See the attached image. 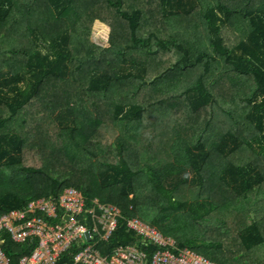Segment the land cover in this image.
Masks as SVG:
<instances>
[{"label": "trees", "instance_id": "1", "mask_svg": "<svg viewBox=\"0 0 264 264\" xmlns=\"http://www.w3.org/2000/svg\"><path fill=\"white\" fill-rule=\"evenodd\" d=\"M71 185L222 264L264 258V0H0V215ZM229 206L237 253L208 231L231 232ZM133 234L121 218L101 252ZM23 245L7 236L12 264Z\"/></svg>", "mask_w": 264, "mask_h": 264}, {"label": "built area", "instance_id": "2", "mask_svg": "<svg viewBox=\"0 0 264 264\" xmlns=\"http://www.w3.org/2000/svg\"><path fill=\"white\" fill-rule=\"evenodd\" d=\"M91 213L105 239L124 217L115 203L88 199L73 186L56 195L30 200L23 209L5 212L0 215V264H12L3 247L7 234L17 242L31 237L38 240L30 253L18 258V264H222L193 248L179 246L172 236L136 216L124 217L127 227L159 247L150 257L148 249L137 243L119 245L111 254H103L86 234L90 231L91 237L88 226ZM92 230L96 232L99 228L96 225ZM72 246L80 248L73 254V262H60L61 255L69 253Z\"/></svg>", "mask_w": 264, "mask_h": 264}, {"label": "rangeland", "instance_id": "3", "mask_svg": "<svg viewBox=\"0 0 264 264\" xmlns=\"http://www.w3.org/2000/svg\"><path fill=\"white\" fill-rule=\"evenodd\" d=\"M179 24L180 25H178V26H179L180 29H179V31H175V32H178L179 34H181V36H183V34H187V33L191 34L193 29L191 30V28H188V26H186V24H182V23H179ZM108 33H109V28H108V26L105 23H103V22H101L99 20H95V22H93V24H92V36L98 42H101V43L106 42L107 39H108ZM16 44H20L22 47L26 46V45H28V38L25 37V36H22L20 38V40L18 38H14L13 40H11V45L12 46H16ZM154 67H155V71H156L157 64L154 65ZM159 67H161V63L159 64ZM151 70H152V72L149 73V74L152 76V75H154V73H153L154 70H153V68ZM144 76H145V74H144ZM136 81H140V80H136ZM149 87L150 86L147 85V87H146L147 90H146L145 94L148 92ZM221 87H224V85H221ZM231 88H233V85L228 87L229 90ZM218 91H220V90H218ZM236 98L237 97H235V99ZM153 111H154V114L149 119V121H151V124L150 123L147 124V121H146L140 126V132L141 131H144V132L147 131V134L150 135L151 140H139L138 142L135 141V142H137L138 144H141V145L146 143V145L149 148H151L152 150H153V146H154L153 144H155L157 146L158 141H159V140H153L152 141V139H153L152 135H154L155 138L156 137H163V138H169L170 137V135H169L170 128H163V126L161 125L162 123L159 121L160 120L159 116H161L163 114H161L160 111H158V110L157 111L153 110ZM184 115L189 118V115H187L185 112H184ZM183 119L181 121L178 120V122H177L178 126H180L182 124H185L186 118L184 120ZM186 122H188V121H186ZM48 123H50L51 126H57V127L59 126L57 121L49 120ZM144 128H146V129H144ZM52 132H54V131H52ZM142 137H144L143 134H142ZM110 143L113 146V141H110ZM144 154L146 156L149 155V153H144ZM183 192H185L187 194L188 198H192L194 196V193H195V191L192 190L189 187H184L183 190H182V194H183ZM222 209L224 211H226L225 208L222 207ZM227 212H229L227 226L230 228L231 232H227V230L225 229V232H223V234L220 235L216 231H213V230H208V231L213 232L212 235L215 236V239H220L222 242H224L225 249L228 248L229 251H231V252L233 251V252L237 253L238 248H240V244H239L240 241H239V237L237 235L236 225L237 224L242 225V219L236 217V214L239 212V210L235 206H232V207L229 206V210ZM260 258H262L261 257V252L259 254L255 253L253 255V258H252V259L255 260L254 264H264V258H262V260ZM242 263L243 264H247V259L242 261ZM251 263H253V262H251Z\"/></svg>", "mask_w": 264, "mask_h": 264}, {"label": "crops", "instance_id": "4", "mask_svg": "<svg viewBox=\"0 0 264 264\" xmlns=\"http://www.w3.org/2000/svg\"><path fill=\"white\" fill-rule=\"evenodd\" d=\"M72 186V185H71ZM68 187V186H67ZM74 187V186H73ZM81 190V189H80ZM83 192V191H82ZM84 193V192H83ZM85 194V193H84ZM94 199H98V200H100L98 197H93ZM101 202H104V201H102V200H100ZM92 206V205H91ZM120 207V206H119ZM130 207L132 208V205H130ZM121 208V207H120ZM95 211L97 212V213H99L98 212V210L97 209H95ZM131 216H136V217H138V218H140V219H142L139 215H131ZM129 217V216H128ZM122 218H124V217H122ZM121 219V218H120ZM89 221H88V226H91L90 228H91V237H88V238H91V242H95L96 243V246L101 250L102 248L104 249H107L108 248V246L110 245V243H111V241L109 242L108 241V239L110 238H108V239H105L103 236H102V230H101V228H100V226H99V224H98V221H97V218L96 217H93L92 216V213H91V217L88 219ZM143 221H145L144 219H142ZM125 221H126V219H125ZM120 222V221H119ZM145 222H147V221H145ZM147 223H149V222H147ZM149 224H151V223H149ZM98 226V228H99V230L98 231H96V232H94L93 230H92V228H94L95 226ZM153 225V224H152ZM119 226V225H118ZM156 226V225H155ZM157 228H158V226H156ZM118 228V227H117ZM159 229V228H158ZM126 232H133L134 234V236H136V240L135 241H137V240H139L138 242H133V243H137V244H139V245H143V247H147V249L149 250V246H155V249L156 248H158L159 246L157 245V244H152L151 242H149V241H147V240H145V239H143V237L140 235V234H138L135 230H132V229H129L128 227H127V224H126ZM165 234V233H164ZM165 235H168V234H165ZM7 236L8 237H10L9 236V234H7L6 236H5V241H6V238H7ZM169 236H172L175 240H176V238L173 236V235H169ZM141 238V239H140ZM13 240V239H12ZM14 241V240H13ZM86 241H89V239H86ZM177 241V240H176ZM15 242H17V241H15ZM100 242H102L103 244H101ZM18 243H20V244H24V245H26V246H28L29 248H30V252H31V250L37 245V243H38V240H37V238L36 237H31V238H29L27 241H22V242H18ZM113 244H114V242H112ZM122 243H118V244H115V246H113L112 247V249L110 250V251H108L107 253H104V254H111L112 252H114L115 251V249L119 246V245H121ZM129 244H131V243H129ZM178 244V243H177ZM23 245V246H24ZM179 245V244H178ZM180 246V245H179ZM76 247V252L80 249L79 248V246H75ZM182 247H188V246H182ZM154 249V250H155ZM75 251L74 252H69L68 254H70V261H64V262H69V263H72L73 262V254L75 253ZM29 252V253H30ZM67 254V253H66ZM17 264H18V262H17Z\"/></svg>", "mask_w": 264, "mask_h": 264}, {"label": "water", "instance_id": "5", "mask_svg": "<svg viewBox=\"0 0 264 264\" xmlns=\"http://www.w3.org/2000/svg\"><path fill=\"white\" fill-rule=\"evenodd\" d=\"M86 234H87V237H90V231H87Z\"/></svg>", "mask_w": 264, "mask_h": 264}]
</instances>
